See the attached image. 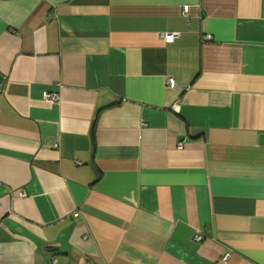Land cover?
Returning <instances> with one entry per match:
<instances>
[{
    "label": "crops",
    "instance_id": "1",
    "mask_svg": "<svg viewBox=\"0 0 264 264\" xmlns=\"http://www.w3.org/2000/svg\"><path fill=\"white\" fill-rule=\"evenodd\" d=\"M0 264H264V0H0Z\"/></svg>",
    "mask_w": 264,
    "mask_h": 264
},
{
    "label": "built area",
    "instance_id": "2",
    "mask_svg": "<svg viewBox=\"0 0 264 264\" xmlns=\"http://www.w3.org/2000/svg\"><path fill=\"white\" fill-rule=\"evenodd\" d=\"M176 37H178V34H164V35H163V40H164L165 43H172V42L175 40ZM167 83H168L169 87H172V86L174 85V82H173V80H172L171 78H169V79L167 80ZM49 99H50V100L57 101V99H58V95H57L56 93L49 94ZM173 107H174V108H177L176 105H174ZM181 147H182V143L179 144V148H181ZM16 193H17L19 196H23V195H24L22 192H19V191H16ZM77 216H78L77 213L74 214V217H77ZM200 240H201V239H200L199 237H196V238H195V241H200ZM224 258H225V257H224ZM53 262H54V260H53Z\"/></svg>",
    "mask_w": 264,
    "mask_h": 264
}]
</instances>
